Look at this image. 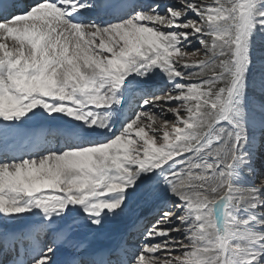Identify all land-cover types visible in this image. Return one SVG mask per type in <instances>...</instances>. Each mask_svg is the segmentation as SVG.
Segmentation results:
<instances>
[{"label":"snow or ice","instance_id":"snow-or-ice-1","mask_svg":"<svg viewBox=\"0 0 264 264\" xmlns=\"http://www.w3.org/2000/svg\"><path fill=\"white\" fill-rule=\"evenodd\" d=\"M257 36L264 0H0V264H264Z\"/></svg>","mask_w":264,"mask_h":264},{"label":"rangeland","instance_id":"rangeland-1","mask_svg":"<svg viewBox=\"0 0 264 264\" xmlns=\"http://www.w3.org/2000/svg\"><path fill=\"white\" fill-rule=\"evenodd\" d=\"M253 59H254V63L257 65L256 75L257 77H259L260 75L259 64L262 60H264V41H262L259 36L254 38ZM166 118L169 121L173 120V117L170 114ZM252 167L254 168L253 174L251 175L246 174L245 179L242 181V183L245 185H252L258 188L264 187V151L256 152L255 156L253 157ZM158 203H159L158 201L145 202L143 198H140L132 204V210L129 213V217L142 216L146 212L152 211L157 206ZM152 219H154V217H150L149 222H151ZM129 222H131L130 219L126 217L116 222L115 224L108 226L106 229H103L102 231L105 234L99 240H97L96 243L101 245H109L111 244V242L113 243V240L115 241L116 239H118L117 237L119 234L122 233L128 234V228L124 229L123 227L127 224H130ZM129 235H131L133 238H130ZM120 237H122V235H119V238ZM134 238H135L134 233L128 234L129 244L133 243ZM135 242L139 243V241H135Z\"/></svg>","mask_w":264,"mask_h":264},{"label":"bare ground","instance_id":"bare-ground-1","mask_svg":"<svg viewBox=\"0 0 264 264\" xmlns=\"http://www.w3.org/2000/svg\"><path fill=\"white\" fill-rule=\"evenodd\" d=\"M150 212H152V211H148V212H146L144 215H142V217H149ZM129 223H130V222H129ZM119 224H120V223H119ZM120 225H121V224H120ZM120 225H119V226H120ZM128 227H129V224L125 225L123 228H124V229H127ZM122 230H123V229H122ZM123 232H125V231H123ZM123 234H124V233L119 234V235H122V236H123ZM119 235H118V237H117L118 239H116L115 241H117V240H119V239L121 238V237L119 238ZM109 242H110V241H109ZM113 242H114V240H113ZM111 243H112V242H111Z\"/></svg>","mask_w":264,"mask_h":264}]
</instances>
